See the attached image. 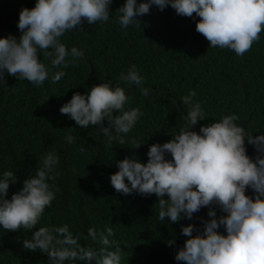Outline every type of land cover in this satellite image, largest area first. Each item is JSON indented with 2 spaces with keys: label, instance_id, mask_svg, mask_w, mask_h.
Segmentation results:
<instances>
[{
  "label": "trees",
  "instance_id": "obj_1",
  "mask_svg": "<svg viewBox=\"0 0 264 264\" xmlns=\"http://www.w3.org/2000/svg\"><path fill=\"white\" fill-rule=\"evenodd\" d=\"M125 2L113 0L108 22H84L82 30L61 38L67 48L75 46L84 56L64 69L66 75L59 82L53 84L49 79L36 87L6 73V81L0 83V177L5 171H13L18 181L10 184L7 199L22 188L29 175L35 176L47 153L59 157L55 179L48 181L58 189L56 198L45 208L37 229L6 232L0 226V264H50L48 256L39 250L23 249L22 241L31 238L39 227L64 224L74 236L80 235L82 247L94 250L101 245L87 237L88 229L106 231L111 227L109 239L114 243L108 250L114 251L119 244L121 264H184L174 259L189 238L181 229L194 224L202 232V221L210 219L209 208L202 207L192 220L182 218L175 224L167 218L159 221L154 194L125 196L111 186L110 176L118 171L116 161L135 155L146 163L152 144L172 139L171 135L185 126L188 107L182 97L192 90L196 92L193 101L201 104L206 119L191 130L199 132L201 126L219 121L223 115L236 114L239 119L235 123L253 137L264 134V31L251 50L238 57L229 49L209 47L207 39L195 30L200 18L195 13L192 17L177 15L171 6L161 11L153 5L148 14L137 17L139 23L122 29L115 13ZM141 2L147 0H137V5ZM35 3L0 0V38H19V13ZM38 55L46 66L50 64L43 53ZM133 64L145 78L147 96L137 86L119 79ZM103 82L124 88L129 97L125 110L139 108L143 113L132 130L122 134L127 141L124 145L116 141L109 145L106 137L96 135L95 126L80 128L59 111L74 93L84 94ZM67 134L75 136L76 142L67 143ZM133 139L145 143L133 149ZM245 147L254 160V146L246 140ZM166 159H171L170 154ZM246 195L254 198L253 190L247 189ZM212 207L217 218L223 215ZM218 231L226 235L223 227ZM172 239L174 244L168 246ZM76 264L87 262L78 260Z\"/></svg>",
  "mask_w": 264,
  "mask_h": 264
},
{
  "label": "clouds",
  "instance_id": "obj_2",
  "mask_svg": "<svg viewBox=\"0 0 264 264\" xmlns=\"http://www.w3.org/2000/svg\"><path fill=\"white\" fill-rule=\"evenodd\" d=\"M113 0H36L31 9L19 13V38L9 35L0 38V83L5 74L26 80L36 87L45 81L53 84L65 77L64 69L76 65L84 51L73 46L67 48L61 38L76 29L106 23L110 18ZM163 11L171 6L177 15L200 19L196 31L209 42V47L229 49L238 57L251 50L264 31V0H147L137 5V0H126L116 10V21L122 29L139 23L138 16L148 14L151 6ZM48 58L46 66L38 55ZM53 69H60L52 71ZM120 81L135 85L142 95L145 78L135 64L127 72H121ZM195 90L182 97L188 107L185 126L168 142L149 147L148 160L141 163L133 155L116 161L118 171L110 176V184L117 193L125 196L138 193L155 195L158 199V220L175 224L182 218L193 219V214L208 207L210 219L203 220L201 232L194 224L183 226L181 231L189 237L174 256L184 264H264V134L253 137L245 128L238 126L236 114L223 115L219 121L191 130L199 121L206 119L199 102H194ZM48 100V99H47ZM129 97L124 88L100 83L84 94L76 92L64 104L60 113L74 120L80 128L95 126L96 135L124 145L125 135L143 115L139 108L125 110ZM114 113H117L114 115ZM107 120V127L104 121ZM115 133V135H113ZM67 143L76 142L72 134L65 136ZM253 145L256 156L247 155L245 141ZM143 143L131 141L133 149ZM84 151L82 147L80 149ZM170 154L171 159H166ZM59 157L47 153L35 176L23 180L22 188L7 199L10 184L17 183L16 173L3 172L0 177V226L6 232L37 229L46 207L56 198L55 186L48 181L55 179V167ZM127 181V182H126ZM252 189L254 198L246 195ZM167 197V198H165ZM216 206L223 215L217 218ZM183 214V216H182ZM223 227L226 235L218 229ZM196 232V235L193 233ZM111 227L106 231L89 228L87 237L101 247L94 250L82 247L80 235H73L67 224L39 227L29 239H23L25 250L46 254L50 264H121V248L113 241ZM168 240V246L174 244Z\"/></svg>",
  "mask_w": 264,
  "mask_h": 264
}]
</instances>
